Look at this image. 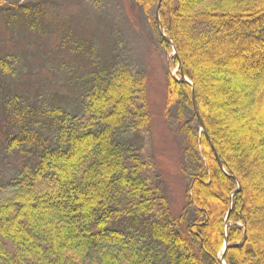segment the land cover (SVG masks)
Masks as SVG:
<instances>
[{
    "label": "trees",
    "instance_id": "trees-1",
    "mask_svg": "<svg viewBox=\"0 0 264 264\" xmlns=\"http://www.w3.org/2000/svg\"><path fill=\"white\" fill-rule=\"evenodd\" d=\"M131 1L156 28L159 0ZM160 16L223 168L192 86L171 75L165 116L175 112L191 162L178 216L135 139L151 120L142 75L90 64L75 114L20 112L0 90V119L21 126L5 145L35 156L0 197V264H223L225 242L227 264H264V0H163Z\"/></svg>",
    "mask_w": 264,
    "mask_h": 264
},
{
    "label": "rangeland",
    "instance_id": "rangeland-1",
    "mask_svg": "<svg viewBox=\"0 0 264 264\" xmlns=\"http://www.w3.org/2000/svg\"><path fill=\"white\" fill-rule=\"evenodd\" d=\"M156 10L152 17L157 25ZM31 18L36 19L37 30L30 28ZM161 40L158 25L153 28L131 0H3L0 60L7 67L0 68V90L8 99V108L16 106L20 112L23 108L47 111L54 107L75 114L80 110L83 78L93 72L90 64L105 71L115 64L127 65L142 75L151 120L149 128L135 139L145 158L154 164L151 175L167 195L171 213L178 216L188 209L191 162L185 154V132L175 112L170 120L165 116L169 76L179 81L181 64L174 62L176 48L167 43L171 46L167 50ZM83 50L92 62L82 56ZM14 125L8 117L0 119V197L11 193L10 182L35 159L19 153L20 146L11 150L5 145L10 133L20 134L21 126ZM42 139L46 141L48 133ZM226 244L230 246L225 242L224 247Z\"/></svg>",
    "mask_w": 264,
    "mask_h": 264
},
{
    "label": "water",
    "instance_id": "water-1",
    "mask_svg": "<svg viewBox=\"0 0 264 264\" xmlns=\"http://www.w3.org/2000/svg\"><path fill=\"white\" fill-rule=\"evenodd\" d=\"M161 3H162V0H159L158 5H157V10H156V20H157V25H158V28H159V32H160V35L162 36L163 40L166 43L172 45L175 48L173 41L167 36V34L165 33V29H164V27H163V25L161 23V19H160V6H161ZM175 53L177 54L176 49H175ZM180 67H181V65H180ZM179 80H180L181 83H188V84H190L192 86V102H193V107H194V110H195V113H196V117H197V120H198V123H199V127H200L201 131H203L205 133L206 137L208 138L209 142L211 143L212 149L215 152V155H216L217 161L219 163V166L221 168H223V165L221 163L220 157L217 154V152L215 151V148H214V146H213V144H212V142H211V140H210V138H209V136L207 134L205 123H204L203 117L201 115L200 109H199L198 104H197L193 83L183 74L181 75V78ZM228 248H229V245L226 244L224 249L222 250V253H221L220 261L223 264H227L226 263L225 254H226V251H227Z\"/></svg>",
    "mask_w": 264,
    "mask_h": 264
}]
</instances>
